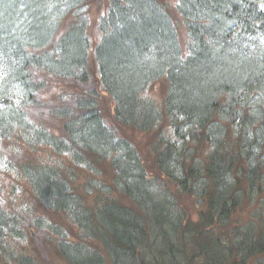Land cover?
<instances>
[{"label":"trees","instance_id":"obj_1","mask_svg":"<svg viewBox=\"0 0 264 264\" xmlns=\"http://www.w3.org/2000/svg\"><path fill=\"white\" fill-rule=\"evenodd\" d=\"M173 2L171 12L160 0H0V145L66 155L88 178L74 189L59 162L0 152V170L76 229L27 219L63 264H264V0ZM163 78L157 103L146 92ZM55 83L58 95H44ZM120 127H160L155 176ZM167 180L195 200L197 220ZM13 211L0 205V258L38 264Z\"/></svg>","mask_w":264,"mask_h":264},{"label":"rangeland","instance_id":"obj_2","mask_svg":"<svg viewBox=\"0 0 264 264\" xmlns=\"http://www.w3.org/2000/svg\"><path fill=\"white\" fill-rule=\"evenodd\" d=\"M105 1V0H103ZM161 3H164L167 5L168 3V10H171V12L174 11V6L176 5L173 0H160ZM91 8L88 12L89 16V37L92 38L91 42L94 45L97 41L98 33H97V22L100 18V14L98 10L95 9V7L91 3ZM180 44L183 45V31H180ZM185 38V36H184ZM89 70L91 72V75L94 79V74L96 75V65L94 62V59L92 58V55L89 56ZM166 80L159 79L158 81L154 82L149 86L148 91L146 92V96L149 98H152L157 103L162 101V96L164 95L166 91ZM61 85L58 83L51 84V91L47 94L44 93V95H47L51 97L52 95H58V89H60ZM51 94V95H50ZM52 96V97H53ZM55 98V97H54ZM53 99V98H52ZM106 102V101H105ZM106 113L110 114V102L109 100L106 102ZM161 121V120H160ZM162 124L167 123L164 121H161ZM160 128V127H159ZM159 128H155L150 131V133L146 132H138L132 128H119V130L116 129L117 133L119 135H122L126 137L127 139L130 138L131 141L134 142L136 146L137 153L143 160V165H145V171L148 176H155V164H153V160L155 158L154 148L159 144ZM161 137L166 139H169L172 141V131L169 129V127L166 125L163 127V129L160 130ZM53 134H56L57 131L54 129ZM0 152H4L6 156H12L15 162L22 163L25 159L29 160L30 162H41V160H49L55 165L59 162V167L61 168V173L63 176L68 175V179H71L75 176V182H74V189L81 188L85 181H87L88 178H86V174L84 171L80 168L74 165L69 157L65 156H58L53 154L51 151L46 149H37L32 150L30 152V149L27 148L23 144H15L12 141H2L0 145ZM100 167V173L96 174L95 178H103L107 183L111 181V177L107 175L108 170H106V165H99ZM3 169V168H2ZM0 170V205L10 209L14 210L12 213H15L17 216V219L19 223L21 224V227L23 228L24 232H27L28 235L25 237V243L24 245H27L30 247L29 253L34 256L36 262L38 264H63L62 261L59 259L58 254L56 253V248L54 241L52 240L49 233H45L44 231L35 230V228L27 223V219H34L35 217L38 218H45L48 219L50 222H54L55 224H58L60 226H63L65 230L69 231L71 230V234L75 235L76 229L74 227H70L67 222L63 221V218L61 214H53L51 212L45 211L42 209V207L37 204L31 195V191L29 190V187L25 181H22L18 177L15 176L14 170ZM164 176V175H163ZM162 180L158 179L157 184L161 187ZM167 183H169V187L173 193V196L175 197V201L177 206L183 209L185 214L187 213V216L191 218L192 221L197 220V213L199 210V206L196 204L195 200L193 198L183 195L177 191L176 185L174 183L169 182L167 180ZM80 189V190H81ZM114 193V192H113ZM119 200L122 202L128 203L127 198L123 197L121 194L118 197ZM90 199V198H89ZM92 202V199H90V204ZM17 213H16V212ZM248 208H243L241 211H239L238 218L245 219L248 216ZM25 220V222H24ZM0 264H13L10 259L0 258Z\"/></svg>","mask_w":264,"mask_h":264}]
</instances>
